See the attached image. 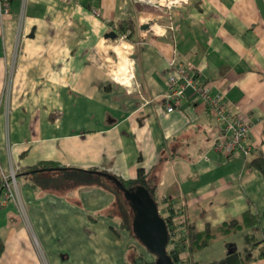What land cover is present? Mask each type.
<instances>
[{
	"label": "crops",
	"instance_id": "1",
	"mask_svg": "<svg viewBox=\"0 0 264 264\" xmlns=\"http://www.w3.org/2000/svg\"><path fill=\"white\" fill-rule=\"evenodd\" d=\"M126 19L135 25L133 41L105 37ZM153 20L158 33L141 28ZM126 45L137 66L129 84L115 78L124 69L132 74ZM112 53L119 60L111 71ZM173 58L250 117L247 156L214 150L220 123L191 91L166 112ZM259 153L264 0H189L170 10L139 0H11L10 13L0 16V169L17 171L23 205L0 202V264H132L143 253L121 228L112 192L95 185L44 189L25 173L40 162L123 180L143 169L160 214L197 231L247 212L257 218L194 252L195 264L226 258L229 244L249 249L247 238L264 236V177L250 165Z\"/></svg>",
	"mask_w": 264,
	"mask_h": 264
},
{
	"label": "trees",
	"instance_id": "2",
	"mask_svg": "<svg viewBox=\"0 0 264 264\" xmlns=\"http://www.w3.org/2000/svg\"><path fill=\"white\" fill-rule=\"evenodd\" d=\"M115 30L119 37L126 35L129 41H133L132 36L135 31V25L132 20L126 19L121 21L118 26L115 27ZM250 165L252 168L261 172L264 177L263 153H259L254 156L250 161ZM49 172H57V175L55 177L47 175L43 176V174ZM25 173L31 174L36 183L44 189L95 185L109 190L115 195L114 208L115 211L117 208L119 209L121 228L127 230L134 236L135 234L132 227L134 210L131 206L130 200L125 196L121 187L110 179L108 175L116 177L125 189L137 188L139 186L144 187L149 191L150 195L155 198L153 189L150 187L148 188L147 178L143 169L138 171V175L135 179L128 180H123L105 170L96 168L85 170L80 168L65 167L53 162H40L35 166L27 168ZM3 184L4 180L0 173V200L3 196ZM164 218L167 222L170 235L167 250L176 264H195L190 260L194 252L213 244L221 237H228L239 233L246 228L253 227L258 222L256 217L247 212L241 217L233 218L218 226H208L203 231H197L190 223L176 224L173 221L172 216ZM247 240L251 243V248L239 252L235 246L229 244L226 258L213 262L212 264H248L252 261L264 258V236L258 242L255 238H253V236L247 238ZM3 247V242L0 240V255L3 252ZM256 249H258L257 254L254 253ZM152 262H154V260H148L143 253H136L134 258L131 260L132 264H151Z\"/></svg>",
	"mask_w": 264,
	"mask_h": 264
},
{
	"label": "built area",
	"instance_id": "3",
	"mask_svg": "<svg viewBox=\"0 0 264 264\" xmlns=\"http://www.w3.org/2000/svg\"><path fill=\"white\" fill-rule=\"evenodd\" d=\"M139 1L152 2L158 8L166 10L189 4V0ZM10 10L11 0H0V16L3 17L9 14ZM95 13L97 14L98 12L95 11ZM146 22L150 23L148 30L153 33L159 32L161 25L157 21ZM125 37L126 35L123 36V38ZM169 66L172 71L167 76V91L164 95L166 112L170 113L180 108L188 96V91H191L194 95L202 98L207 108L215 113L220 123L218 135L213 142L214 150L226 156H232L236 153H242L247 156L250 153V147L246 143L252 127L250 117L242 114L238 107L221 100L220 96H213L210 87L201 81L199 71L193 66L177 62L176 58L169 62ZM0 173L4 180L1 204L6 205L9 202H15L22 210L23 205L18 194L17 171L11 169L3 172L0 169Z\"/></svg>",
	"mask_w": 264,
	"mask_h": 264
},
{
	"label": "water",
	"instance_id": "4",
	"mask_svg": "<svg viewBox=\"0 0 264 264\" xmlns=\"http://www.w3.org/2000/svg\"><path fill=\"white\" fill-rule=\"evenodd\" d=\"M149 27L150 23L148 22L141 26L143 30H147ZM105 37L117 40L119 35L116 30H111ZM131 57L134 60L136 55L132 54ZM108 176L121 187L125 196L130 200L134 210L133 232L139 242L156 256L151 264H176L167 250L170 239L169 228L165 218L160 214L155 198L144 187L125 189L116 177Z\"/></svg>",
	"mask_w": 264,
	"mask_h": 264
},
{
	"label": "rangeland",
	"instance_id": "5",
	"mask_svg": "<svg viewBox=\"0 0 264 264\" xmlns=\"http://www.w3.org/2000/svg\"><path fill=\"white\" fill-rule=\"evenodd\" d=\"M159 31V30H158ZM119 41H116V42H114L115 44H119V43H121L122 41H126V42H131V40L129 41L128 39H127V37H125V38H122V39H118ZM122 40V41H121ZM130 54H134V52H131V50L130 49H128L127 50V52L124 54V58L125 59H128V61H130L131 63H133V59L132 58H130ZM117 59V60H116ZM119 60V58H118V56L116 55V54H113L112 53V58H111V67H110V69H111V71L112 70H117L118 69V63L116 62V61H118ZM131 69H130V72L132 73V74H134V67H135V65H134V63L131 65ZM118 72V71H117ZM118 75H119V73H117ZM132 78V77H131ZM116 212L119 214V209L117 208V210H116ZM139 244L142 246V248H143V254L145 255V257L148 259V260H150V261H153V260H155V256L153 255V254H151L140 242H139Z\"/></svg>",
	"mask_w": 264,
	"mask_h": 264
},
{
	"label": "bare ground",
	"instance_id": "6",
	"mask_svg": "<svg viewBox=\"0 0 264 264\" xmlns=\"http://www.w3.org/2000/svg\"><path fill=\"white\" fill-rule=\"evenodd\" d=\"M151 1H157V0H151ZM122 42H126V41H122ZM128 47H127V45L123 47V48L126 49L124 52H127V50L129 49ZM125 60L128 61V59H125ZM128 71L129 70H127V69L125 70L124 69L122 71V73H119V75L118 74H115V78H117L121 83L129 84L130 79H131V77H132L133 74H130Z\"/></svg>",
	"mask_w": 264,
	"mask_h": 264
}]
</instances>
